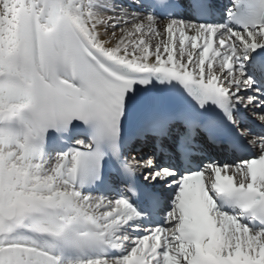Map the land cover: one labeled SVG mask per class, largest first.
Returning <instances> with one entry per match:
<instances>
[{"label":"snow or ice","instance_id":"1","mask_svg":"<svg viewBox=\"0 0 264 264\" xmlns=\"http://www.w3.org/2000/svg\"><path fill=\"white\" fill-rule=\"evenodd\" d=\"M0 264H264V0H0Z\"/></svg>","mask_w":264,"mask_h":264}]
</instances>
